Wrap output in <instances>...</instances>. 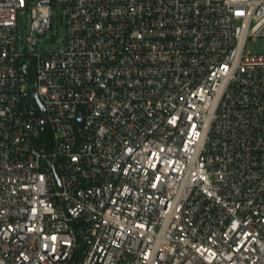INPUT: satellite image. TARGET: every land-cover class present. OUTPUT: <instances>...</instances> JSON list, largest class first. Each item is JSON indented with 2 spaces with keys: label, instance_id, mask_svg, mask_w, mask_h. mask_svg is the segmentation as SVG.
<instances>
[{
  "label": "built area",
  "instance_id": "1",
  "mask_svg": "<svg viewBox=\"0 0 264 264\" xmlns=\"http://www.w3.org/2000/svg\"><path fill=\"white\" fill-rule=\"evenodd\" d=\"M256 38L264 0H0V264H264Z\"/></svg>",
  "mask_w": 264,
  "mask_h": 264
},
{
  "label": "rangeland",
  "instance_id": "2",
  "mask_svg": "<svg viewBox=\"0 0 264 264\" xmlns=\"http://www.w3.org/2000/svg\"><path fill=\"white\" fill-rule=\"evenodd\" d=\"M203 1V0H199ZM29 23V12H26L25 15H20L19 24H18V35L19 39L24 40V36L27 33ZM65 39V17L62 13V10L56 14L50 26L49 35L43 38L39 47L46 50L58 51L62 48L63 40ZM245 50L251 53H258L264 51V38H256L255 40H249L246 43Z\"/></svg>",
  "mask_w": 264,
  "mask_h": 264
},
{
  "label": "water",
  "instance_id": "3",
  "mask_svg": "<svg viewBox=\"0 0 264 264\" xmlns=\"http://www.w3.org/2000/svg\"><path fill=\"white\" fill-rule=\"evenodd\" d=\"M45 34H46V33H45ZM45 34H43V35H41V36H38V37H43V36H45ZM33 45H35V43H34Z\"/></svg>",
  "mask_w": 264,
  "mask_h": 264
}]
</instances>
